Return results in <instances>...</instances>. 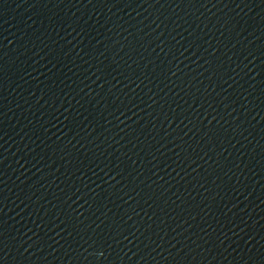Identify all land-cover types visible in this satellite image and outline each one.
<instances>
[{"label": "water", "instance_id": "95a60500", "mask_svg": "<svg viewBox=\"0 0 264 264\" xmlns=\"http://www.w3.org/2000/svg\"><path fill=\"white\" fill-rule=\"evenodd\" d=\"M0 264H264V0H0Z\"/></svg>", "mask_w": 264, "mask_h": 264}]
</instances>
